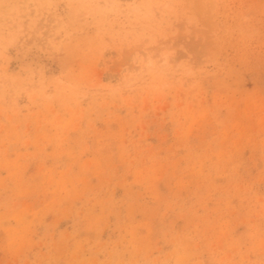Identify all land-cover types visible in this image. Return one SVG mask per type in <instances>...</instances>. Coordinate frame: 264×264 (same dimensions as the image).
I'll return each instance as SVG.
<instances>
[{"label": "rangeland", "instance_id": "1", "mask_svg": "<svg viewBox=\"0 0 264 264\" xmlns=\"http://www.w3.org/2000/svg\"><path fill=\"white\" fill-rule=\"evenodd\" d=\"M0 264H264V0H0Z\"/></svg>", "mask_w": 264, "mask_h": 264}]
</instances>
